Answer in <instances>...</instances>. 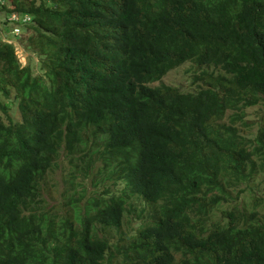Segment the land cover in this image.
Segmentation results:
<instances>
[{
    "label": "trees",
    "instance_id": "trees-1",
    "mask_svg": "<svg viewBox=\"0 0 264 264\" xmlns=\"http://www.w3.org/2000/svg\"><path fill=\"white\" fill-rule=\"evenodd\" d=\"M5 1L38 38L0 42V264H264V0Z\"/></svg>",
    "mask_w": 264,
    "mask_h": 264
},
{
    "label": "rangeland",
    "instance_id": "rangeland-1",
    "mask_svg": "<svg viewBox=\"0 0 264 264\" xmlns=\"http://www.w3.org/2000/svg\"><path fill=\"white\" fill-rule=\"evenodd\" d=\"M4 19L5 16L0 12V42H9L10 44H12L14 46V54L16 55L18 61H21V63H26L27 58L29 56L33 57V54L30 53V51L27 49L29 48V41L32 40V42L34 43L35 39L38 38V36L32 31H25V34H23L21 37L23 43H21L20 41V45V43L18 44V41L12 40L13 38L11 37V35H9L8 32L10 30V27L8 26V24H4ZM34 60L36 61V58H34ZM190 65L191 63L187 62L178 69L169 72L162 80V83L172 87H180L182 91L194 90V88H192V85L190 84L189 75L186 72L189 69ZM151 85L154 86L155 84ZM246 112L250 124L253 125V123L257 122L256 118H252L253 115H255V113H264V108L260 105H257L254 107H250L246 110ZM13 114H17L15 105L13 106ZM251 129L252 132L256 130L255 126H252L251 128H248L247 131H243V133H249ZM98 164H100V162ZM67 179L68 178H63L60 172L57 170L48 173L45 180L47 186L45 198L47 199L46 201L48 202V207L55 204L54 201L56 202V200L58 199L57 192L59 191V189L66 188ZM82 180L83 179H77L70 189H72L77 196L83 195L84 201L90 199H97L106 195L102 193V190L100 188H94L90 179H86L84 181ZM251 185H253L254 188L257 186L258 192H260L264 196V177L261 174H258V176L255 177V179L251 182ZM84 201H81L80 204H83ZM237 202L238 201L236 200L235 203ZM131 218L134 219L135 216H131ZM127 229V225L125 223H122L121 230L126 231ZM130 232L131 231H129L127 235H129Z\"/></svg>",
    "mask_w": 264,
    "mask_h": 264
},
{
    "label": "clouds",
    "instance_id": "clouds-1",
    "mask_svg": "<svg viewBox=\"0 0 264 264\" xmlns=\"http://www.w3.org/2000/svg\"><path fill=\"white\" fill-rule=\"evenodd\" d=\"M4 7L6 10L12 9L9 1L0 0V12L5 16L4 24H8V26L10 27V30L8 31L9 35H11V37L13 38L12 40L18 41V44L20 43V41L21 43H23V40L21 39V37L23 34H25V31L34 32L30 28L32 24L31 16L23 12H12V11L9 12V11L4 10ZM3 43H6V42H3ZM7 44H10V43L7 42ZM19 63L21 67H23L26 64V63H21V61Z\"/></svg>",
    "mask_w": 264,
    "mask_h": 264
}]
</instances>
